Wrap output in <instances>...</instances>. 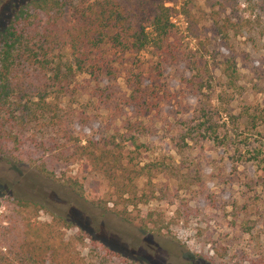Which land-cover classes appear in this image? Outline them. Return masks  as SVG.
<instances>
[{
    "label": "rangeland",
    "instance_id": "1",
    "mask_svg": "<svg viewBox=\"0 0 264 264\" xmlns=\"http://www.w3.org/2000/svg\"><path fill=\"white\" fill-rule=\"evenodd\" d=\"M12 1L0 0V30ZM141 1L142 24L148 25L162 1L174 9L172 23L186 51L196 49V55L204 57L199 66L205 69L202 76L209 88L203 85L202 93L211 95L212 105L221 112L216 118L220 130L245 137L251 147L262 143L264 148V124L249 133L241 125L235 129L227 117V113L239 117L245 107L264 111V0ZM183 5L190 12L189 20L181 12ZM227 60L235 65L233 87L223 74ZM121 64L117 79L77 77L72 85L75 95L64 103H73L91 121L83 130L85 137L132 136L144 145L139 149V167L157 164L171 170L151 168L150 181H138L136 192L142 203L129 209L126 222L111 205L106 210L96 208L94 200L104 189L101 176L78 164L55 165L57 180L52 182L34 169L0 162V226L7 213L6 198L12 196L37 202L49 213L79 225L81 244L75 242L77 229L63 230V234L71 239L84 264H98L99 257H104L102 246L113 255L105 258V264H248L246 260L264 258V175L252 162L244 161L250 154L241 151L240 161L231 148L211 142H185L186 147L180 143L183 124L191 121L200 99L186 80L187 64L161 63L158 68L144 53L125 56ZM130 77L144 92L136 93L140 103L146 94L156 95L154 111L142 113L132 103L126 106L133 89L126 84ZM195 81L199 86L200 78ZM108 86L119 88L115 97L106 103L92 99L97 87ZM135 121L142 123L143 133L126 132ZM70 181L93 200L76 197L66 185ZM36 220L47 223L50 216L40 211Z\"/></svg>",
    "mask_w": 264,
    "mask_h": 264
},
{
    "label": "trees",
    "instance_id": "2",
    "mask_svg": "<svg viewBox=\"0 0 264 264\" xmlns=\"http://www.w3.org/2000/svg\"><path fill=\"white\" fill-rule=\"evenodd\" d=\"M9 6L0 30V162L34 169L52 182L57 180L55 165L78 164L101 176L104 189L94 200L96 208L106 210L111 205L117 216L129 222V209L142 203L136 192L138 181H150L151 168L160 172L171 168L157 164L139 167V149L144 145L132 136L85 137L83 130L91 121L76 111L73 103L65 105L64 101L75 95L72 85L77 77L117 79L123 57L144 53L158 68L161 63L185 62L190 70L186 80L200 99L191 121L183 124L181 145L211 142L233 149L240 161L245 151L250 157L244 161L252 162L264 175L263 144L251 147L245 137L239 139L227 129L220 130L216 118L221 112L212 105L211 95L202 93V86L209 85L202 76L205 69L199 66L204 57H198L196 49L186 51L172 23L174 9L162 1L155 6L148 25L141 21V0H14ZM181 12L187 20L191 18L184 5ZM234 68L232 60L224 63L223 74L232 87ZM130 78L126 84L133 89L126 106L132 103L142 113L154 111L156 95L146 94L150 103H140L136 93L144 92ZM118 90L116 86L97 87L91 97L106 103ZM227 117L235 129L241 125L249 133L264 124V111L257 108L245 107L239 117L228 113ZM126 132L141 134L144 127L135 121ZM242 144L246 145L240 150ZM66 185L79 199L93 200L78 183ZM6 210L0 226V264H84L78 249L63 234V230L77 229L75 242H83L81 227L74 221L49 213L37 202L12 196L6 198ZM40 211L49 214V222L36 220ZM245 231L251 232L250 228ZM101 249L104 257H99L98 264H105V258L113 255L108 247ZM246 262L264 264V258Z\"/></svg>",
    "mask_w": 264,
    "mask_h": 264
}]
</instances>
